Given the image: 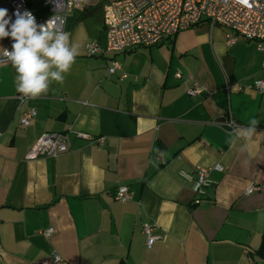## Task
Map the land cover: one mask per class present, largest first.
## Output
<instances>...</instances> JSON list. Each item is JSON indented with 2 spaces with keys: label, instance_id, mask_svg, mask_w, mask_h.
<instances>
[{
  "label": "crops",
  "instance_id": "1",
  "mask_svg": "<svg viewBox=\"0 0 264 264\" xmlns=\"http://www.w3.org/2000/svg\"><path fill=\"white\" fill-rule=\"evenodd\" d=\"M102 10L82 0L68 14L80 54L46 95L18 105L15 70L0 67V264L52 253L56 264H264L249 255L264 229V93L246 88L264 80L262 54L202 22L156 46L90 56L87 44L105 47ZM112 61L125 78L108 73ZM194 83L205 92L190 97ZM28 109L36 116L24 127ZM228 113L238 125L259 120L246 151L227 143ZM48 132L67 134L69 151L27 160ZM197 167L213 185L195 205L180 172L195 178ZM251 185L260 191L246 193ZM118 186L129 202L114 199ZM142 223L153 226L150 248Z\"/></svg>",
  "mask_w": 264,
  "mask_h": 264
},
{
  "label": "built area",
  "instance_id": "2",
  "mask_svg": "<svg viewBox=\"0 0 264 264\" xmlns=\"http://www.w3.org/2000/svg\"><path fill=\"white\" fill-rule=\"evenodd\" d=\"M102 5V21L106 36L105 47L102 49L95 43H89L85 49L90 56H99L103 52L125 53L137 48H149L162 43L165 39L177 35L181 31L190 29L202 22L210 27L219 26L227 29L226 44L235 42L234 36H239L255 44L256 49L262 54V69H264V0H99ZM82 0H0V8L8 10V16L15 20L14 13L30 11L38 24H44L50 19L64 31V24L68 14L81 6ZM3 48L11 50V38L2 40ZM2 58V57H0ZM108 73L121 72L125 78L121 64L112 61ZM175 76L180 78V74ZM247 89L264 93V80H254ZM239 91L243 87L239 86ZM205 92V89L194 83L187 93L196 97ZM18 105L27 102V98L18 94L15 97ZM34 109L23 112L19 124L28 126L35 118ZM237 122L228 113L227 120L222 123L229 131L230 125ZM85 138L87 136L78 134ZM101 142V140H99ZM70 140L65 133H43L29 148L25 158L27 160L38 157H56L68 152ZM214 170L221 171L220 166ZM210 169L197 167L195 178L185 172H180V177L191 183L194 194L193 204H199L205 197L206 190L213 185L209 177ZM261 187L251 185L246 193L260 191ZM132 196L126 186H118L114 199L125 203ZM153 226L142 223L141 230L147 237L146 246L150 248L155 241L152 235ZM52 228L41 232L44 237L52 234ZM60 257L52 253L50 257L42 259L37 264H56Z\"/></svg>",
  "mask_w": 264,
  "mask_h": 264
},
{
  "label": "clouds",
  "instance_id": "3",
  "mask_svg": "<svg viewBox=\"0 0 264 264\" xmlns=\"http://www.w3.org/2000/svg\"><path fill=\"white\" fill-rule=\"evenodd\" d=\"M15 20L8 10L0 8V40L11 38V50L0 47V67L10 64L15 70L16 91L27 99L46 95L53 83L63 84L80 54V46L71 34L56 26L50 19L38 24L30 11L17 10ZM259 120L248 124L230 125L228 145H240L246 151L256 136Z\"/></svg>",
  "mask_w": 264,
  "mask_h": 264
},
{
  "label": "trees",
  "instance_id": "4",
  "mask_svg": "<svg viewBox=\"0 0 264 264\" xmlns=\"http://www.w3.org/2000/svg\"><path fill=\"white\" fill-rule=\"evenodd\" d=\"M249 255L257 256L258 258L264 260V229H262L261 242L259 247L255 251L250 252Z\"/></svg>",
  "mask_w": 264,
  "mask_h": 264
},
{
  "label": "rangeland",
  "instance_id": "5",
  "mask_svg": "<svg viewBox=\"0 0 264 264\" xmlns=\"http://www.w3.org/2000/svg\"><path fill=\"white\" fill-rule=\"evenodd\" d=\"M228 34H229V32H228Z\"/></svg>",
  "mask_w": 264,
  "mask_h": 264
}]
</instances>
